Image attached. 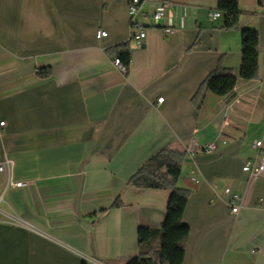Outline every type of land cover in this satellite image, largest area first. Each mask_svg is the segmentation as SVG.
<instances>
[{
	"label": "crops",
	"instance_id": "1",
	"mask_svg": "<svg viewBox=\"0 0 264 264\" xmlns=\"http://www.w3.org/2000/svg\"><path fill=\"white\" fill-rule=\"evenodd\" d=\"M166 1L172 32L153 26L138 43L127 0H0V161L13 163L0 174V264L137 257V229L161 226L170 190L129 177L165 147L185 152L180 264H264V172L242 170L254 141L264 144V0H237L230 29L223 13L210 17L217 0ZM243 28L258 33L257 79L239 76ZM125 42L122 72L113 58ZM218 63L237 76L234 88L194 99ZM191 143L214 147L191 155Z\"/></svg>",
	"mask_w": 264,
	"mask_h": 264
},
{
	"label": "trees",
	"instance_id": "2",
	"mask_svg": "<svg viewBox=\"0 0 264 264\" xmlns=\"http://www.w3.org/2000/svg\"><path fill=\"white\" fill-rule=\"evenodd\" d=\"M217 8L223 13L224 27H237V17L240 13L237 0H217ZM241 33V62L240 74L243 79H257L258 66V33L254 28H243ZM116 56L128 68L130 52L128 43H122ZM37 74L46 76L48 67L37 69ZM237 76L222 67L220 63L208 73L201 82L194 99L204 89L223 95L232 90L236 84ZM185 152L171 148H162L129 177V182L136 187L169 189L167 207L162 224L159 228L140 226L137 229L139 242V255L125 264H180L184 257L185 242L189 227L182 222V214L188 199L189 190L178 187L181 165ZM112 205H116L114 202ZM159 244L156 245V241ZM157 247V248H156Z\"/></svg>",
	"mask_w": 264,
	"mask_h": 264
},
{
	"label": "built area",
	"instance_id": "3",
	"mask_svg": "<svg viewBox=\"0 0 264 264\" xmlns=\"http://www.w3.org/2000/svg\"><path fill=\"white\" fill-rule=\"evenodd\" d=\"M144 2H149L150 7L147 10H142L141 5ZM168 2L166 0H127V13H128V25H129V35L130 39L141 42L146 37V31L148 28L153 26L162 27L164 34L172 32L173 27L168 24L162 23L164 17V11L168 7ZM222 11L216 9L210 13L212 19L220 16ZM106 35V32L102 29L97 31L96 38L101 39ZM113 62L122 71H126V66L122 64L118 56H114ZM158 102L162 101V97L157 99ZM4 121L0 122L3 125ZM214 147L213 143H206L202 145L199 149H196L193 144L186 148V152L193 155L197 151H210ZM253 147L257 149L253 157L247 159L242 166V170L249 173L252 176H260L264 172V144L261 140H256L253 143ZM12 160L5 158L0 161V174L9 175L12 169ZM15 187H24L28 185L27 180H17L12 183ZM237 195H231L228 200V205L233 213L238 210V205L236 204ZM252 252H255L253 250ZM155 264H158L156 262Z\"/></svg>",
	"mask_w": 264,
	"mask_h": 264
}]
</instances>
